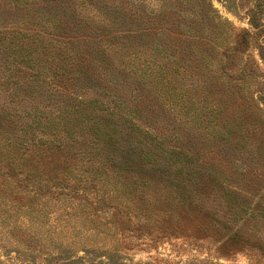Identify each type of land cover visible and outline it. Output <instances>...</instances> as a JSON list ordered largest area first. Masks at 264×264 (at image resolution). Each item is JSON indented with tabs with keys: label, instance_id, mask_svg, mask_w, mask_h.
Returning a JSON list of instances; mask_svg holds the SVG:
<instances>
[{
	"label": "rangeland",
	"instance_id": "obj_1",
	"mask_svg": "<svg viewBox=\"0 0 264 264\" xmlns=\"http://www.w3.org/2000/svg\"><path fill=\"white\" fill-rule=\"evenodd\" d=\"M84 1L91 6L92 0ZM192 1L173 5L175 25L169 30L162 21L147 26L152 35L141 43L157 44L159 36L153 34L163 31L168 35L163 38L171 43L165 47L168 56L180 69V92L204 93L209 107L221 103L222 126L218 125L225 137L212 147L218 159L190 163L198 170V179L194 186L186 182V189L192 194L189 200L196 197L195 204H164L170 202L164 192L144 185L145 171L152 163L142 155L131 161L99 159V155L82 158L79 152L68 158L31 157L20 160L17 171L0 164V264H264V0ZM145 2L148 13H161L159 0ZM211 3L235 31L228 47L218 49L219 53L206 52L212 59L205 60L195 49L197 41L206 39L201 23L194 28L193 15L204 18ZM252 9L258 13L256 29L251 25ZM22 14L29 20L17 26L29 34L54 39L62 56L75 57L82 48L79 42L98 47L99 39L107 38L105 34H128L145 27L57 33L39 24L35 10ZM47 17L55 15L45 11ZM8 26L0 24L2 29ZM199 46L205 52L206 47ZM5 78L1 70L0 101L23 114L27 107L11 99L14 91ZM214 81L210 91L206 85ZM196 83H201L197 91L191 89ZM102 85L88 87L94 93H112ZM235 127L243 129L241 137L235 135ZM138 136L149 145L131 138L141 149L156 144ZM165 145L169 151L179 146ZM185 153L195 158L194 152ZM117 164L124 167L120 173ZM100 179L125 187L127 194L103 195L96 186ZM157 198L160 202L154 207L151 202Z\"/></svg>",
	"mask_w": 264,
	"mask_h": 264
},
{
	"label": "trees",
	"instance_id": "obj_2",
	"mask_svg": "<svg viewBox=\"0 0 264 264\" xmlns=\"http://www.w3.org/2000/svg\"><path fill=\"white\" fill-rule=\"evenodd\" d=\"M93 1L90 6L84 0H0V24L9 25L0 28V72L8 77L6 85L14 91L11 99L27 107L21 114L18 108L7 107L0 101L1 167L17 171L22 159L68 158L78 152L82 158L99 155V159L117 161L121 157L131 161L142 155L152 163L145 171L144 185L152 191L164 192L163 197L170 198V202L163 201L164 204L193 205L196 197L188 199L192 194L188 193L186 182L190 186L197 184L198 170L190 163L218 159L212 147L225 137L219 127L222 126L219 124V120L222 122L221 103L209 107L204 93L180 92V69L168 56L170 51L165 49L171 44L163 38L167 34L154 33L159 36L157 44L141 43L152 35L147 26L162 21L169 30L175 25L171 16L174 4L193 1L159 0L161 13L158 15L147 12L145 0ZM210 7L204 18L199 13L193 15L194 28H197L196 23H201L199 28L207 41H197L195 48L205 60L212 59V55L207 54L209 51L219 53L218 49L228 47L235 31L218 15L212 3ZM25 10H35L39 24L49 32L76 33L87 28L91 32L106 33L119 26L145 27L128 34H105L107 38L99 39L98 47H86L89 42H79L82 48L75 57L62 56L55 49L54 39L39 33L29 34L17 26L29 20L22 14ZM45 11L55 17L45 19ZM257 14L253 9L249 12L253 29L259 26ZM49 32L48 35H53ZM199 45L206 47L205 52ZM201 83L191 89L197 91ZM90 84L100 87L105 84L112 93H94V89L91 91L88 87ZM213 86L215 81L206 88L211 91ZM240 128H234L237 137H241L243 129ZM62 134L67 141L62 139ZM138 135L156 144L151 149L147 146L141 149L131 143L134 137L144 143ZM170 142L179 146L169 151L165 143ZM197 146L199 148L195 149ZM185 151L194 152L195 158ZM123 168L115 165L118 173ZM127 171L130 174L131 170ZM172 171H175L173 177ZM28 176L36 175L28 173ZM96 186L103 195L127 194L125 187L111 186L105 179H100ZM150 195L153 198L154 195ZM153 200L151 205L155 207L160 201Z\"/></svg>",
	"mask_w": 264,
	"mask_h": 264
}]
</instances>
